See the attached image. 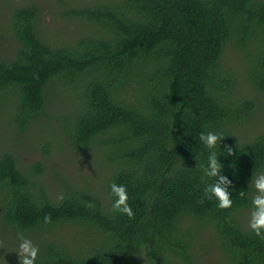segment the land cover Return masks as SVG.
<instances>
[{"label": "trees", "instance_id": "16d2710c", "mask_svg": "<svg viewBox=\"0 0 264 264\" xmlns=\"http://www.w3.org/2000/svg\"><path fill=\"white\" fill-rule=\"evenodd\" d=\"M63 7L59 14L84 26L66 39L48 35L36 4L12 7L2 30L10 41L0 48V106L14 131L41 124L42 156L62 145L92 150L108 172L100 187L61 182L51 191L43 163L22 168L4 150L6 245L19 246L22 233L39 248L35 264H193V241L209 228L229 264H264V240L243 220L255 195L250 182L264 173V129L239 130L256 108L248 94L264 93V0ZM227 46L240 52L237 69L224 65ZM57 101L65 108L55 111ZM209 131L224 137L215 149L199 140ZM210 151L232 181L229 209L205 196L215 182L200 167ZM112 183L126 186L133 218L113 211ZM64 230L82 238L66 239ZM0 253V264H19L15 251Z\"/></svg>", "mask_w": 264, "mask_h": 264}, {"label": "rangeland", "instance_id": "374dc122", "mask_svg": "<svg viewBox=\"0 0 264 264\" xmlns=\"http://www.w3.org/2000/svg\"><path fill=\"white\" fill-rule=\"evenodd\" d=\"M94 0H0V48H5L9 44V38L2 31L7 26L11 9L15 5L32 2L39 6L41 10V22L43 23L48 35L62 36L65 39L78 35L83 29V23L72 20L63 16L61 10L64 8V3L70 5H83L92 3ZM49 35V36H50ZM223 61L225 67L238 68L241 60L240 52L226 47ZM241 75V74H240ZM242 76V75H241ZM245 85L240 84L238 93L246 94L244 91ZM246 90V89H245ZM253 97L256 108L251 117L240 126V132L245 135L255 134L264 129V93H249ZM62 97L60 94L59 98ZM55 111L65 108L60 101L55 105ZM53 111V110H52ZM52 125H55L52 122ZM41 124L38 121H32L25 131L13 130L11 125L7 122V112L0 106V153L4 150L12 152L16 157L18 163L22 168L31 165L35 162H41L45 166L43 179L49 186L51 191H55L61 182L66 183H88L91 186H101L103 180L107 175V166L105 159L101 154L94 153L92 150L77 151L68 146L62 145L60 148L48 155L42 156L39 150L45 138L42 133ZM264 174V173H262ZM255 194V193H254ZM251 209L245 210L243 213L244 222L249 225ZM77 235L73 232L69 233L64 230V238L78 239L79 235L82 238V231H78ZM61 233V231H60ZM66 233H69L68 235ZM7 232L0 229V251L7 252L18 251V245H6L7 240L10 241L9 236H5ZM195 256L193 264H229V261L221 253L218 242L213 237V233L209 228H206L198 233L194 241ZM2 254L0 253V256ZM5 255L0 257L2 263Z\"/></svg>", "mask_w": 264, "mask_h": 264}, {"label": "clouds", "instance_id": "9594fccd", "mask_svg": "<svg viewBox=\"0 0 264 264\" xmlns=\"http://www.w3.org/2000/svg\"><path fill=\"white\" fill-rule=\"evenodd\" d=\"M222 135L215 132H201L199 136L200 142L207 149H215L218 142L223 139ZM228 156L233 155L231 147H226ZM201 170L205 177L214 178L215 182L209 184L205 189V196L208 199L215 198L218 202L217 207L220 209H229L233 205V200L230 193L232 181L225 175H222L223 165L219 162L215 151H210L207 157V165H201ZM250 187L255 189V195L252 197V209L249 218V228L255 233L257 237L264 240V174H260L252 178ZM111 195L114 197L112 209L114 212H119L122 215H127L130 219L134 217V212L128 203V191L126 186L112 183ZM240 195H243L241 193ZM89 207L94 205L89 204ZM46 224L51 223V215L47 214L44 217ZM19 247L16 252L19 256V264H35L36 258L39 254V248L33 244L30 239L19 234ZM2 244V242H0Z\"/></svg>", "mask_w": 264, "mask_h": 264}]
</instances>
